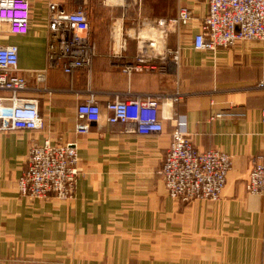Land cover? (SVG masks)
Returning <instances> with one entry per match:
<instances>
[{
    "label": "crops",
    "instance_id": "1",
    "mask_svg": "<svg viewBox=\"0 0 264 264\" xmlns=\"http://www.w3.org/2000/svg\"><path fill=\"white\" fill-rule=\"evenodd\" d=\"M26 1L28 33L0 42L17 47L18 69L32 87L25 96L38 101L44 123L37 131L0 132V264H264V197L245 190L252 160L264 158V87H258L264 83V43L194 51L191 39L207 14L208 0ZM50 4L86 11L97 55L90 71L65 75L49 69L45 83L36 85L33 71L47 69ZM181 8L189 9L192 18L166 41L168 48L180 49L179 63H170L164 72L123 71L125 63L134 62V38L149 33L140 23L175 18ZM117 23L119 39L126 42L119 60L109 57ZM177 85L186 98L178 106L161 107L160 135L125 133L104 119L90 124L84 135L75 131L76 108L90 96L103 109L117 98L170 94ZM231 108L245 117L209 121ZM175 114L185 116L187 138L197 150L231 157L217 201L181 205L167 194L158 171ZM44 140L77 146L73 199L37 200L17 190L31 145Z\"/></svg>",
    "mask_w": 264,
    "mask_h": 264
},
{
    "label": "built area",
    "instance_id": "2",
    "mask_svg": "<svg viewBox=\"0 0 264 264\" xmlns=\"http://www.w3.org/2000/svg\"><path fill=\"white\" fill-rule=\"evenodd\" d=\"M30 6L26 0H0V41L5 36H24L29 30ZM192 18L187 8H181L175 18L158 20L155 25L140 23L154 32L151 37L136 36V53L132 64L125 63L123 71H161L180 61V49H170L166 41L178 27ZM49 40L47 69L33 71L36 85L45 83L47 70L59 68L65 75L77 70L90 71L97 55L90 38V22L82 8L66 11L56 4L49 5ZM146 24V25H144ZM154 24V23H153ZM6 27V31L2 29ZM112 48L109 57L119 60L126 51L125 40L116 36L112 28ZM264 43V0H208V11L200 30L191 39L194 51L212 52L219 48L231 49L243 42ZM259 88L264 83L258 84ZM18 69V49L0 42V132L37 131L43 127L38 101L25 96L31 90ZM39 91L50 92L43 87ZM186 94L177 87L170 94L136 95L129 99L109 101L102 109L90 96L76 108L75 131L84 135L89 125L102 119L109 125L123 127L125 133L160 135L164 132L161 107L178 106ZM105 113V115H103ZM245 113L227 109L209 117L241 120ZM264 123V109L261 111ZM171 143L158 171L169 198L177 204L195 200L217 201L225 187L231 168V157L218 150L199 151L187 138L186 118L175 114L172 119ZM78 149L75 143H33L29 149L26 169L17 180L20 195L37 200L74 198L77 183ZM248 195L264 197V158L252 160L245 182Z\"/></svg>",
    "mask_w": 264,
    "mask_h": 264
},
{
    "label": "bare ground",
    "instance_id": "3",
    "mask_svg": "<svg viewBox=\"0 0 264 264\" xmlns=\"http://www.w3.org/2000/svg\"><path fill=\"white\" fill-rule=\"evenodd\" d=\"M115 29H116V36H117L119 34V23H117L115 25ZM141 36L145 38V37H148V36H151V35L149 33H147V32H142Z\"/></svg>",
    "mask_w": 264,
    "mask_h": 264
},
{
    "label": "rangeland",
    "instance_id": "4",
    "mask_svg": "<svg viewBox=\"0 0 264 264\" xmlns=\"http://www.w3.org/2000/svg\"><path fill=\"white\" fill-rule=\"evenodd\" d=\"M129 45H130V48H131L132 50L135 49V42H134V41H130Z\"/></svg>",
    "mask_w": 264,
    "mask_h": 264
}]
</instances>
